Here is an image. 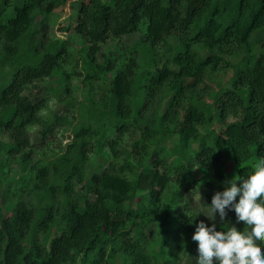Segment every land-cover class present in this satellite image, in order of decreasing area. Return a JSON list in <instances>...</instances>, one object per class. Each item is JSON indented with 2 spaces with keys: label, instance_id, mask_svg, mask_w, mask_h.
Masks as SVG:
<instances>
[{
  "label": "trees",
  "instance_id": "1",
  "mask_svg": "<svg viewBox=\"0 0 264 264\" xmlns=\"http://www.w3.org/2000/svg\"><path fill=\"white\" fill-rule=\"evenodd\" d=\"M0 134V264H194L200 220L245 227L196 214L264 160V0H0Z\"/></svg>",
  "mask_w": 264,
  "mask_h": 264
},
{
  "label": "clouds",
  "instance_id": "2",
  "mask_svg": "<svg viewBox=\"0 0 264 264\" xmlns=\"http://www.w3.org/2000/svg\"><path fill=\"white\" fill-rule=\"evenodd\" d=\"M224 184L208 204L210 209L196 216L204 212L216 221L218 214L224 223L228 212L234 210L236 220L245 227L241 230L231 223L218 229L216 223L200 220L191 237L197 242L194 264H264V160L249 170L246 178L228 179Z\"/></svg>",
  "mask_w": 264,
  "mask_h": 264
},
{
  "label": "rangeland",
  "instance_id": "3",
  "mask_svg": "<svg viewBox=\"0 0 264 264\" xmlns=\"http://www.w3.org/2000/svg\"><path fill=\"white\" fill-rule=\"evenodd\" d=\"M71 10H72V6L71 4H68V7L65 8L63 10V16L67 17L71 14ZM54 33L60 37L61 39H67L69 36L65 34L64 30L60 29L59 28V23L55 25V29H54ZM71 38V37H70ZM126 39L131 43L133 44L136 40V36L135 35H131V36H126ZM71 50L72 52H75L76 53V57L78 59H80L81 57V54L83 53L82 52V42H80L79 39H74V41L71 43ZM69 68L72 67V65H69L68 66ZM79 68H81V65H79ZM112 73H109L108 76H110ZM53 81L54 83L53 84H56V77L54 78V80H51ZM50 82V80H49ZM47 85V83H38L37 85L35 86H29L28 89H27V93H30L31 96H40V95H43L45 94L46 92H48V90L46 89H43L45 88ZM108 80H106V77L102 80H100V82H97L96 83V90H97V97L100 98L103 94V96L107 97L108 96ZM50 92V91H49ZM84 94V92H83ZM51 96V95H50ZM83 96V95H82ZM63 108V104H61L59 101H57L56 99V96L55 95H52L51 98H50V101H49V109H55V111L59 112L61 111ZM48 110L46 111L45 110V115L48 116L49 115V112ZM31 133H32V140L33 142H38L40 140V134H39V130L37 127H32L31 128ZM69 132L67 133V136H68ZM0 138H4V139H8V136H3L0 134ZM67 139L69 140V138L67 137ZM111 157L108 155V152L107 150H103L101 154H99L98 156H96V158L93 159V164L91 166V168H94V167H100V168H103L107 163L108 161H110ZM205 193V191L203 189H198V192H197V197L198 198H201L202 195ZM208 211V210H206ZM213 221V220H212ZM219 221V215L217 214V220L216 221H213V222H218ZM153 228L156 230V231H160L163 227H161L159 224H155L153 225ZM174 229H176L175 225L174 224H168L167 223V226L164 227V230H165V233L166 234H172L174 232ZM183 264H191L190 260L188 258H185Z\"/></svg>",
  "mask_w": 264,
  "mask_h": 264
}]
</instances>
